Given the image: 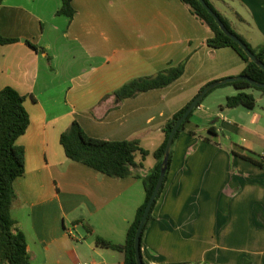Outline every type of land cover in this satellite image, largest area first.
Instances as JSON below:
<instances>
[{"label":"crops","instance_id":"crops-1","mask_svg":"<svg viewBox=\"0 0 264 264\" xmlns=\"http://www.w3.org/2000/svg\"><path fill=\"white\" fill-rule=\"evenodd\" d=\"M211 3L252 47L264 43V0ZM71 4V18L56 13L61 0L0 4V33L15 39L0 44V89L24 95L29 115L17 138L24 172L13 180L11 215L30 264H123V251L97 245L95 235L125 241L166 120L202 86L239 75L245 62L230 46H208L212 31L181 0ZM182 61V75L167 86L115 103L113 91L129 79ZM237 91L227 83L211 89L175 138L143 235L145 264H264V94L248 91L252 109L225 107ZM74 119L89 136L138 139L149 153L137 154L142 165L120 178L71 161L59 136ZM248 150L260 156L240 155Z\"/></svg>","mask_w":264,"mask_h":264},{"label":"trees","instance_id":"trees-1","mask_svg":"<svg viewBox=\"0 0 264 264\" xmlns=\"http://www.w3.org/2000/svg\"><path fill=\"white\" fill-rule=\"evenodd\" d=\"M181 1L189 7L192 14L205 23L212 31V36L206 40L208 46L213 49L223 46L232 47L245 62V66L240 74L247 75L257 82H264V69L252 61L243 49L221 30L213 17L198 0ZM204 1L218 15L226 28L245 42L250 51L264 63V43L256 47H252L245 39H243L231 28L227 19L213 7L211 0ZM1 2L2 0H0V4ZM74 12L75 10L71 4V0H61V5L56 11L57 14H64L68 18H71ZM14 40V38L5 37L0 33V44L9 43ZM26 43L35 51H42L40 46L31 43L28 40ZM183 71L184 61L178 63L177 65L167 66L151 75L131 78L113 91V96L116 101L115 103H119L128 97H132L148 89L167 86L172 81L180 77ZM227 84L233 85L238 91L235 94L227 95L225 97V107L243 106L245 108L252 109L255 106L256 100L254 95L251 92L246 91V89L256 88L264 91V87L255 86L247 80H236ZM204 86H202L199 91L202 90ZM210 91H208L199 100L196 106L201 103ZM198 92L193 96V98L198 94ZM193 98L177 110L168 120H166L162 127L164 138L159 146H157L152 152L155 158V164L151 171L142 178L145 192L144 200L136 209L135 216L127 228L125 241L119 244L102 236L95 235V243L97 245L123 251V264H137L133 246L136 227L142 216L145 204L148 201L157 181L169 131L175 120L184 112ZM23 101L24 95L20 94L11 86H4L0 89V264H30L25 235L16 220L11 215V205L16 197L13 180L24 172L25 150L23 145L17 143V138L25 132L27 126L29 125V115L23 105ZM192 111L181 122L175 131L173 142L181 130L187 129V124L190 121ZM188 132L190 134L196 133L193 129H188ZM207 132L210 135H217V132L214 130L212 125L207 127ZM59 141L63 147L66 157L69 160L81 162L96 169L100 173L116 178L131 175V169L133 167L142 165L140 161H136V155L140 154L141 157L144 158L149 153L147 149L140 145L138 139L106 140L89 136L75 119L72 120L68 127L60 133ZM173 142L171 144L163 182L166 178L167 169L170 164ZM241 151L245 152L244 149H241ZM246 153L247 154L241 153L240 155L247 158L260 156V154H256L249 150L246 151ZM137 177L139 176L137 175ZM162 186L163 183L152 203L141 230V258L143 235L149 221L152 218V209L159 197ZM85 228L87 231H91L89 225L85 224ZM143 264H145L144 261Z\"/></svg>","mask_w":264,"mask_h":264},{"label":"water","instance_id":"water-1","mask_svg":"<svg viewBox=\"0 0 264 264\" xmlns=\"http://www.w3.org/2000/svg\"><path fill=\"white\" fill-rule=\"evenodd\" d=\"M202 6L207 10V12L213 17V19L216 21L218 26L221 28V30L228 36L230 37L233 41H235L242 49L243 51L247 54V56L254 61L257 65H259L262 69H264V63L261 62L248 48V46L243 42L238 36L234 35L232 32H230L226 26L223 24L221 19L218 17V15L209 7V5L204 1V0H198ZM236 80H247L251 84L258 86V87H264V82H257L256 80L250 78L247 75L244 74H239L237 76H230L223 78L221 80H215L210 82L209 84L205 85L202 90L198 92V94L193 98V100L190 102V104L187 106V108L184 110V112L175 120L173 123L169 134L167 136L162 160H161V165H160V170H159V175L157 178V181L155 183V186L152 190V193L148 199V201L145 204L142 216L139 220V223L136 227L135 234H134V256L137 264H143L141 255H140V236H141V230L143 227V224L147 218V215L149 213V210L152 206V203L163 183L164 175L166 172V167H167V161H168V156L171 148V144L173 142L174 138V133L181 124V122L187 117V115L193 110V108L196 106V104L199 102V100L211 89L214 87L224 84V83H229L233 82ZM194 264H201V263H194Z\"/></svg>","mask_w":264,"mask_h":264},{"label":"rangeland","instance_id":"rangeland-1","mask_svg":"<svg viewBox=\"0 0 264 264\" xmlns=\"http://www.w3.org/2000/svg\"><path fill=\"white\" fill-rule=\"evenodd\" d=\"M247 91H252V92H254L255 94H264V91L263 90H259V89H256V88H248V89H246ZM63 93H64V88L63 87H61L60 88V92L58 93V97L60 98V100H61V102H62V97H63ZM212 95L213 94H215V93H211ZM212 95H209V96H212ZM208 98H210V97H208ZM61 106H62V104H61Z\"/></svg>","mask_w":264,"mask_h":264},{"label":"built area","instance_id":"built-area-1","mask_svg":"<svg viewBox=\"0 0 264 264\" xmlns=\"http://www.w3.org/2000/svg\"><path fill=\"white\" fill-rule=\"evenodd\" d=\"M75 264H88L87 262L76 261Z\"/></svg>","mask_w":264,"mask_h":264}]
</instances>
